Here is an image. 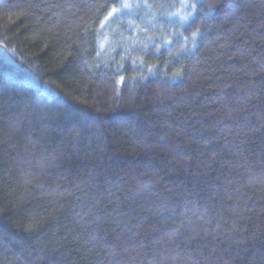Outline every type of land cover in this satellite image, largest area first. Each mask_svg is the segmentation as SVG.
Segmentation results:
<instances>
[{
  "label": "trees",
  "instance_id": "16d2710c",
  "mask_svg": "<svg viewBox=\"0 0 264 264\" xmlns=\"http://www.w3.org/2000/svg\"><path fill=\"white\" fill-rule=\"evenodd\" d=\"M0 264H264V0H0Z\"/></svg>",
  "mask_w": 264,
  "mask_h": 264
},
{
  "label": "snow or ice",
  "instance_id": "6c2138e0",
  "mask_svg": "<svg viewBox=\"0 0 264 264\" xmlns=\"http://www.w3.org/2000/svg\"><path fill=\"white\" fill-rule=\"evenodd\" d=\"M125 7H131V5H127V4H126ZM114 11H117V12H118L119 9H114Z\"/></svg>",
  "mask_w": 264,
  "mask_h": 264
}]
</instances>
